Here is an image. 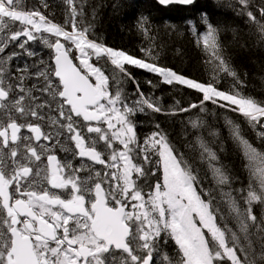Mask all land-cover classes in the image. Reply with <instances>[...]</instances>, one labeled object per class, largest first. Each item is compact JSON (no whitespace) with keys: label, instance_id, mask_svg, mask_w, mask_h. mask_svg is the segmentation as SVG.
Instances as JSON below:
<instances>
[{"label":"snow or ice","instance_id":"obj_1","mask_svg":"<svg viewBox=\"0 0 264 264\" xmlns=\"http://www.w3.org/2000/svg\"><path fill=\"white\" fill-rule=\"evenodd\" d=\"M63 2L68 9L61 24L39 7H21L24 0H0V264H264V150L250 142L241 124L224 119L248 175L246 188H233L238 177L213 147L220 130L202 116L184 125L183 148L195 154L192 159L159 123L141 141L133 119L137 113L174 116L192 109L206 114L211 104L238 113L264 143V101L237 87L244 81L225 57L223 29L207 12L199 23L185 22L212 65L210 81L198 82L156 63L147 15L136 20L137 31L153 41L141 47L143 59L90 38L96 10L89 21L87 0ZM158 3L189 6L195 0ZM40 4L49 8L46 0ZM226 7L246 15L257 44L264 43V3L228 0ZM36 40L53 53L50 62L13 71L17 56L37 55L26 48ZM10 45L21 52L5 54ZM126 65L159 77L155 84L148 81L152 87L194 90L199 102L181 107L177 101L166 111L140 89ZM225 75L234 80L229 91L216 86ZM126 80L136 85L134 100L125 93ZM57 149L67 154L64 159ZM219 149L224 151L223 141ZM197 159L207 166L203 179ZM208 174L215 188L204 187ZM254 205L261 206L259 217Z\"/></svg>","mask_w":264,"mask_h":264},{"label":"trees","instance_id":"obj_2","mask_svg":"<svg viewBox=\"0 0 264 264\" xmlns=\"http://www.w3.org/2000/svg\"><path fill=\"white\" fill-rule=\"evenodd\" d=\"M209 2L221 5V9L218 11L208 10L205 5ZM227 3L228 0H196L193 5L189 6L172 4L164 7L159 5L155 0H87L84 11L86 18L91 21L92 10L93 8L96 10V18L93 21L95 28L90 33L91 39L143 59H147V57L141 52V47L147 48L153 41L145 38L137 31L136 20L141 13L147 15L151 22L150 31L152 37H154V50L159 53V59L156 63L169 67L188 78L204 83L209 82L211 79L212 65L205 63L208 57L202 51V46L197 47L195 39L185 22L193 20L199 23L201 12H207L211 22L223 29L220 33V39L224 46L225 57L229 59L241 80L244 81L242 87L240 85H237V87L240 88L243 94L251 95L258 100L264 101V43L257 44L255 27L246 23V15H238L231 8L230 10H223L222 6L226 7ZM252 3L253 5H259L264 3V0H252ZM48 5L49 8L44 9V13L53 22L62 24L64 13L68 9V6L63 0H49ZM76 6L79 7V4ZM239 7L237 4V8ZM251 10L259 18L258 8L252 6ZM192 13H195L192 18L180 19L174 17ZM177 19L180 20L178 21ZM172 25L176 27L173 28L171 27ZM110 66V64L105 65L107 69L111 70L112 66ZM126 68L135 77L140 89L146 95H154V98L157 99V102L166 111L171 110L177 101H179L181 107H188L192 103L199 102L200 94L194 90L179 86L172 87L162 83L156 87H152L148 84V81L151 80L155 84L159 81V77L131 66L126 65ZM108 74L111 75V71ZM233 84V78L225 75L216 86L218 89L229 91ZM135 87L136 85L132 80H126L124 89L131 100L136 98L133 95ZM207 108L208 112L206 114L200 113L199 109H192L190 112H180L174 116L156 113H137L133 119L136 121V130L141 141L151 131L155 130L154 124L159 123L161 128L168 133L172 142L187 153V149L183 148L186 142L184 139V125L187 124L190 117L194 118L196 115L202 116L208 125L220 130V140L213 144V147L218 152L221 163L227 167L230 174L238 177L232 185L233 188H246L248 175L243 170V161L240 153L235 149L229 138L228 130L224 125V119L227 116L240 123L244 135L247 134L248 130L252 129L238 113L219 109L211 104H208ZM188 131L190 132L191 129L189 128ZM203 134L206 139L210 142L212 141L213 138L208 136L207 129L203 130ZM191 138V135H189L188 139L190 140ZM221 141H223L224 151H220L219 149ZM252 143L254 146L264 150V143L259 142L257 137ZM187 154L190 159L195 155L193 153ZM195 163L200 169V175L203 179L207 173V166L200 164L198 159L195 160ZM152 179L154 180L155 178L153 177ZM204 187L215 188L210 174L204 180ZM234 194L237 195L236 193ZM214 195L218 197L219 193L214 192ZM220 206L222 209L224 208L222 203ZM253 207L254 214L258 215V208L261 206L254 205ZM224 210L226 212V209ZM229 222L231 221L229 220ZM229 226H231V223H229Z\"/></svg>","mask_w":264,"mask_h":264},{"label":"flooded vegetation","instance_id":"obj_3","mask_svg":"<svg viewBox=\"0 0 264 264\" xmlns=\"http://www.w3.org/2000/svg\"><path fill=\"white\" fill-rule=\"evenodd\" d=\"M33 6L39 7L42 12H45L44 11V8L42 7L41 4H35V5H33V4H31L29 2V0H24V3L21 5V7H25V8H32ZM15 27H19V25L17 24V25H15ZM21 39H25V38L22 37ZM26 48H28L29 50L37 53V55L35 57H33V58L28 57L27 54H22L20 56H17L11 62V64H12V70L13 71H15V68H16L17 65L23 66L25 63H27L29 66H31L34 61L35 62H39L41 59H43L45 61V63H48V62H50V60L52 58V55H53V53L51 52V50L47 46H45L40 40L28 42V44L26 45ZM12 51L21 52V50L19 48L15 47L14 45H10L9 48L6 49V53L5 54H7L8 52H12ZM91 62H95V58H93V61H91ZM74 63L79 64V61L78 60H74ZM31 71L34 72L35 69L32 68ZM32 82L33 81H29L28 82L29 85ZM98 147H100L103 150L104 149L103 143L101 142V144ZM57 154H58V157L60 159H64L65 156L67 155L65 152L59 151V149H57ZM105 159H107V156H105ZM73 162L77 166L80 163L79 160H74ZM95 167L98 170H100V169L103 168L102 165H96ZM82 175H84V174H82Z\"/></svg>","mask_w":264,"mask_h":264},{"label":"bare ground","instance_id":"obj_4","mask_svg":"<svg viewBox=\"0 0 264 264\" xmlns=\"http://www.w3.org/2000/svg\"><path fill=\"white\" fill-rule=\"evenodd\" d=\"M48 1H49V0H46L47 3H48ZM29 2H30L31 4H33V5H35V4H40V0H29ZM205 7H206L208 10H210V11H212V10H216V11H218L219 9H221V5L216 4V3H210V2L207 3V4L205 5ZM222 8H223V10H226V9H229V10H230V8H227V7H224V6H222ZM194 15H195V13H192V14H184L183 16L180 15V17L177 15V16H174V17H176V18H180V19H183V18H192ZM174 17H173V18H174ZM176 18H174V19H176ZM180 19H179V20H180ZM177 20H178V19H177ZM179 20H178V21H179ZM245 136L250 140V142H252V141L256 138V136H255L253 130H248V131H247V134H246ZM229 223H231V226L234 225V223H232V222H229Z\"/></svg>","mask_w":264,"mask_h":264},{"label":"rangeland","instance_id":"obj_5","mask_svg":"<svg viewBox=\"0 0 264 264\" xmlns=\"http://www.w3.org/2000/svg\"><path fill=\"white\" fill-rule=\"evenodd\" d=\"M46 35V34H45ZM111 67V66H110ZM237 195H239V194H237ZM261 215V207L260 208H258V215H257V217H259ZM231 227H233V229H235V225H233V226H231ZM225 264H227V262H225Z\"/></svg>","mask_w":264,"mask_h":264},{"label":"water","instance_id":"obj_6","mask_svg":"<svg viewBox=\"0 0 264 264\" xmlns=\"http://www.w3.org/2000/svg\"><path fill=\"white\" fill-rule=\"evenodd\" d=\"M157 3H158V0H155ZM196 1V0H195ZM159 4V3H158ZM160 5V4H159ZM177 5H179V4H177ZM162 6V5H161ZM182 6H185V5H182ZM165 7V6H164Z\"/></svg>","mask_w":264,"mask_h":264}]
</instances>
